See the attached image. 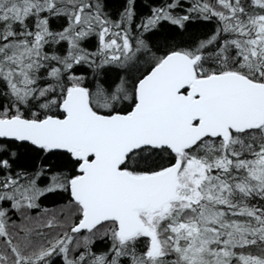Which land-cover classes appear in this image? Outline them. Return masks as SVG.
I'll return each instance as SVG.
<instances>
[{
    "label": "snow or ice",
    "instance_id": "obj_1",
    "mask_svg": "<svg viewBox=\"0 0 264 264\" xmlns=\"http://www.w3.org/2000/svg\"><path fill=\"white\" fill-rule=\"evenodd\" d=\"M0 264H264V0H0Z\"/></svg>",
    "mask_w": 264,
    "mask_h": 264
}]
</instances>
